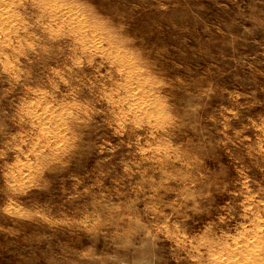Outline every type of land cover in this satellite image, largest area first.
I'll return each instance as SVG.
<instances>
[{
	"label": "rangeland",
	"instance_id": "obj_1",
	"mask_svg": "<svg viewBox=\"0 0 264 264\" xmlns=\"http://www.w3.org/2000/svg\"><path fill=\"white\" fill-rule=\"evenodd\" d=\"M0 6V264H232L264 241V0Z\"/></svg>",
	"mask_w": 264,
	"mask_h": 264
},
{
	"label": "bare ground",
	"instance_id": "obj_2",
	"mask_svg": "<svg viewBox=\"0 0 264 264\" xmlns=\"http://www.w3.org/2000/svg\"><path fill=\"white\" fill-rule=\"evenodd\" d=\"M8 15L6 6H0V23H4L8 21L5 17ZM4 16V17H3ZM6 24V23H5ZM72 34V33H71ZM75 42V41H74ZM93 47V46H92ZM96 48V47H95ZM93 50V49H91ZM97 50V49H96ZM88 51V50H87ZM95 51V50H94ZM108 59V58H107ZM115 60V59H114ZM113 60V61H114ZM111 62V61H110ZM107 63V62H106ZM117 65V64H116ZM118 67V66H117ZM107 76V75H106ZM105 79V78H104ZM107 79V78H106ZM112 80V79H111ZM113 81V80H112ZM112 83V82H111ZM134 113V112H133ZM46 130V129H45ZM44 130V131H45ZM48 131V130H47ZM46 131V132H47ZM54 138V137H53ZM172 160V158H171ZM179 162V161H178ZM253 214V213H252ZM254 216V215H253ZM255 218V217H254ZM251 221V220H250ZM254 224V223H253ZM255 225V224H254ZM249 226V225H248ZM252 227V226H250ZM253 228V227H252ZM240 229V228H239ZM243 229V228H242ZM249 230V228H247ZM214 231V230H213ZM241 231V230H240ZM256 231V230H255ZM254 232V230H253ZM248 233V232H246ZM252 233V232H250ZM249 233V234H250ZM212 235V234H211ZM245 235V234H244ZM248 235V234H247ZM243 237V236H242ZM245 237V236H244ZM254 238V237H253ZM223 239V238H222ZM225 239V238H224ZM185 240V239H184ZM214 240V239H213ZM216 240V239H215ZM183 242V241H182ZM220 243V241H219ZM225 243V242H224ZM227 243V242H226ZM243 243V242H242ZM222 244V243H221ZM218 245V244H217ZM235 245V244H234ZM219 246V245H218ZM233 246V245H232ZM220 247V246H219ZM218 247V248H219ZM222 247V246H221ZM224 247V246H223ZM236 247V246H235ZM186 248V247H185ZM229 248V247H227ZM239 248V247H236ZM243 248V247H242ZM230 249V248H229ZM214 250V249H213ZM217 250V249H216ZM215 250V251H216ZM224 250V249H223ZM238 250V249H237ZM203 251V250H202ZM201 251V252H202ZM208 251V250H207ZM221 251V250H220ZM226 251V249H225ZM229 251V250H228ZM248 251V254L243 257L241 260H233L232 264H264V241L260 240L259 238L255 239L252 242H248L246 249H244L242 252ZM210 252V251H209ZM222 252V251H221ZM238 252V251H237ZM240 252V250H239ZM197 253V251H196ZM223 254V253H222ZM231 254V253H230ZM236 254V252H235ZM205 256V255H204ZM240 256V254H239ZM236 257V255H235ZM223 259V258H222ZM229 259V258H228ZM210 261V260H209ZM221 261V260H219ZM205 262V261H204ZM207 262V261H206ZM222 262V261H221Z\"/></svg>",
	"mask_w": 264,
	"mask_h": 264
}]
</instances>
